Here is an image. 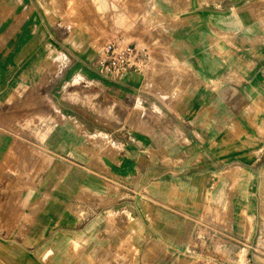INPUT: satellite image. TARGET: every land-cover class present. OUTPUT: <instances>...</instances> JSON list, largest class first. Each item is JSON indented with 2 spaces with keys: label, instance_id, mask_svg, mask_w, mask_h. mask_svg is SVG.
Listing matches in <instances>:
<instances>
[{
  "label": "crops",
  "instance_id": "1",
  "mask_svg": "<svg viewBox=\"0 0 264 264\" xmlns=\"http://www.w3.org/2000/svg\"><path fill=\"white\" fill-rule=\"evenodd\" d=\"M150 1L0 0V264H264V0Z\"/></svg>",
  "mask_w": 264,
  "mask_h": 264
},
{
  "label": "built area",
  "instance_id": "2",
  "mask_svg": "<svg viewBox=\"0 0 264 264\" xmlns=\"http://www.w3.org/2000/svg\"><path fill=\"white\" fill-rule=\"evenodd\" d=\"M111 6L108 13L130 14L131 23L151 24L155 21L156 10L150 0H111ZM126 27L112 25L105 29V40L98 51V66L101 71L120 76L127 71L146 73L153 68L155 60L151 44L132 37ZM165 57L171 61L169 55ZM144 115L142 110L140 116Z\"/></svg>",
  "mask_w": 264,
  "mask_h": 264
},
{
  "label": "rangeland",
  "instance_id": "3",
  "mask_svg": "<svg viewBox=\"0 0 264 264\" xmlns=\"http://www.w3.org/2000/svg\"><path fill=\"white\" fill-rule=\"evenodd\" d=\"M62 2H60V3H62V9H67L68 10V8H69V6H70V3H69V0H61ZM72 15V14H71ZM125 15H127L125 18H124V24H129V23H131V20H132V16L130 15V14H125ZM131 35H136V34H131ZM136 37V36H135ZM104 152H108V151H106L105 149H103L102 151H101V153L100 154H104Z\"/></svg>",
  "mask_w": 264,
  "mask_h": 264
}]
</instances>
